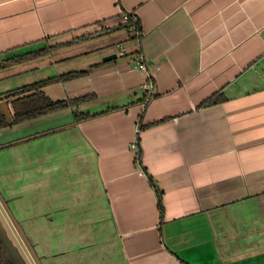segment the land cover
Listing matches in <instances>:
<instances>
[{"label": "crops", "instance_id": "1", "mask_svg": "<svg viewBox=\"0 0 264 264\" xmlns=\"http://www.w3.org/2000/svg\"><path fill=\"white\" fill-rule=\"evenodd\" d=\"M2 62L87 70L42 91L94 96L0 130V201L41 264H264V0H0Z\"/></svg>", "mask_w": 264, "mask_h": 264}, {"label": "trees", "instance_id": "2", "mask_svg": "<svg viewBox=\"0 0 264 264\" xmlns=\"http://www.w3.org/2000/svg\"><path fill=\"white\" fill-rule=\"evenodd\" d=\"M117 29H125L127 31L132 30L135 33H137L135 38L140 39L141 37L140 27H139L138 19L136 17L132 19L130 18L128 21L119 24ZM55 48H58V46L27 51L25 53L9 57L4 62H9L12 64L28 62L46 56L47 54H49V52H51ZM127 55H134L135 61H141L145 63V61L142 58L140 49L134 52L126 53L124 56ZM3 68H4V63L2 62L0 64V70ZM87 74H88L87 70L70 71L67 73L48 77L46 79L24 85L9 93L0 95V102L2 100L7 101L12 109L10 119H8L7 116L0 109V130L4 128L12 127L14 125H18L20 123L29 120H33L41 116H45L57 112L59 110L73 107L79 103L92 99L94 97L93 95H86L76 99L52 100L48 96H46L42 91V89L46 86L56 83H64V82L72 81L81 78ZM150 77L152 78L151 74ZM223 100L224 97L215 95L206 99L203 103H201L200 107L213 105ZM94 116L96 115L89 113H76L74 114V123L87 120ZM138 142H139V138L138 136H136V143L138 146L136 151V160L138 163H141V149L140 146L138 145ZM147 177L156 193L160 221H162V216H163L162 193L152 182V179L148 175ZM3 202L5 203V201ZM0 264H13L1 240H0Z\"/></svg>", "mask_w": 264, "mask_h": 264}, {"label": "rangeland", "instance_id": "3", "mask_svg": "<svg viewBox=\"0 0 264 264\" xmlns=\"http://www.w3.org/2000/svg\"><path fill=\"white\" fill-rule=\"evenodd\" d=\"M126 33V31L121 32L124 38H126ZM4 67V69L0 70V95H4L13 90H16L17 88L31 83L32 80H34L32 78L36 77V74L34 73L19 75V70L21 68V66L19 65L7 64ZM30 78L31 81H29ZM0 109L9 119L11 118L12 109L7 101L2 100L0 102ZM0 219L2 220L4 227L7 228L13 244L20 250V255H22V258H25L24 260L27 262L26 264H41L40 262L37 263V261L34 259L29 247L24 242L22 235L17 232V228L15 229L13 227V223L9 218V211L3 206L1 201Z\"/></svg>", "mask_w": 264, "mask_h": 264}, {"label": "water", "instance_id": "4", "mask_svg": "<svg viewBox=\"0 0 264 264\" xmlns=\"http://www.w3.org/2000/svg\"><path fill=\"white\" fill-rule=\"evenodd\" d=\"M116 57V55H110L107 56L103 59V61H110L111 59H114ZM20 235H22V238L24 240V242L27 244V246L29 247L33 257L35 258V260L37 261V263L39 262L38 259L36 258V255L31 247V245L29 244L28 240L26 239L25 235L22 233L21 229L16 226ZM0 240L3 244V246L5 247L9 258L11 259V261L13 262V264H26L27 262L24 260L25 258H22V255H20V250L18 249L17 246H15L9 236V232L7 230V228L4 227L2 220L0 219ZM39 264V263H38Z\"/></svg>", "mask_w": 264, "mask_h": 264}, {"label": "built area", "instance_id": "5", "mask_svg": "<svg viewBox=\"0 0 264 264\" xmlns=\"http://www.w3.org/2000/svg\"><path fill=\"white\" fill-rule=\"evenodd\" d=\"M135 17H136L135 15H133L132 13H129V12L122 11V13H121V20H122V22H126L130 18L132 19V18H135ZM119 50H120V54L121 55H125L126 54V51H125V49L122 46L119 47ZM134 63H135L134 64V67L135 68L140 69V70H143V71H146V72L148 71V68H147L146 63L141 62V61H134ZM142 90L145 93V99L146 100H148L154 94V91H155V82H154V79H152L150 77V73L148 74V78H147L146 82L142 85ZM133 147L134 148H137L136 141H135Z\"/></svg>", "mask_w": 264, "mask_h": 264}]
</instances>
